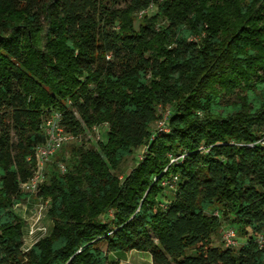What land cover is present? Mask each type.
<instances>
[{
	"label": "trees",
	"instance_id": "1",
	"mask_svg": "<svg viewBox=\"0 0 264 264\" xmlns=\"http://www.w3.org/2000/svg\"><path fill=\"white\" fill-rule=\"evenodd\" d=\"M52 113L107 138L26 192ZM31 199L52 227L24 252ZM224 223L238 249L213 245ZM262 234L264 0H0V264H264Z\"/></svg>",
	"mask_w": 264,
	"mask_h": 264
},
{
	"label": "rangeland",
	"instance_id": "2",
	"mask_svg": "<svg viewBox=\"0 0 264 264\" xmlns=\"http://www.w3.org/2000/svg\"><path fill=\"white\" fill-rule=\"evenodd\" d=\"M108 6H112L111 3L108 4ZM117 7H123L124 3L119 1V4H116ZM156 12V7H151L147 13L149 15H153ZM141 21L140 16L136 17L135 21V28L138 29L139 23ZM235 100V97H230V98H224L221 101L222 107L229 106L231 102ZM74 136V135H73ZM75 140L71 141L69 144L64 146V148L58 153L61 155V152H64L65 158L67 159L70 155V150L73 146H83L86 149H91V150H96L98 147V142H105L107 138V128L106 126L102 125L99 127H94L90 131H86L85 133L77 136H74ZM58 155V156H59ZM137 156V154H135ZM55 157L50 163L47 165H51L55 161ZM139 159V157H138ZM58 164H65L63 162H58ZM136 165V157L135 158H128L126 159L120 168L117 171V175L122 178L126 176L128 173L131 172V170L135 167ZM48 173V172H47ZM45 181L47 179L45 178ZM166 195L168 197H172V190H167ZM42 204L36 199H31L29 200L25 205H19L15 208V212L25 221V226L23 227V233H24V246L22 248V251L26 252L28 249L31 248V246L37 242L39 239L47 236L50 233L52 223L51 221L46 217L47 210H43L42 212L40 211L39 205ZM224 228H228L227 224L224 223L223 227L219 230L217 234H215L212 238L213 245L215 246H220L224 247L222 243V238H221V231L224 230ZM244 242V239L239 238L238 236V243L240 246L241 243ZM237 248L235 249H238ZM120 256V259L122 264H146L148 258L149 261H151V256L148 253H143V252H137V251H132V252H120L118 253ZM145 255V256H143ZM125 258V259H124ZM120 261V260H119Z\"/></svg>",
	"mask_w": 264,
	"mask_h": 264
},
{
	"label": "built area",
	"instance_id": "3",
	"mask_svg": "<svg viewBox=\"0 0 264 264\" xmlns=\"http://www.w3.org/2000/svg\"><path fill=\"white\" fill-rule=\"evenodd\" d=\"M142 13L139 15L141 16ZM168 115H165L164 119L159 121L155 125V131L159 133H167L168 128L166 126V118ZM43 130L46 136V143L42 146L36 148L35 156L37 160V169L33 176V178L25 185H23V189L26 192L36 193L40 183L45 179L44 174L47 165L54 159L56 154H58L64 146L69 144L71 141L75 140V137L66 132L64 127L61 124V115L58 113H52L51 116L47 117L43 121ZM153 139V138H152ZM143 159V155L139 156V160ZM179 159H172V163H177ZM58 169L61 173H65L66 169L63 164L58 165ZM178 181V177H174L172 182L175 183ZM170 182H164L163 185L167 186ZM39 205L40 211L48 209L47 202H41ZM221 238L224 248L235 249L239 245L238 243V235L236 229L233 227L224 228L221 231ZM258 244L260 246H264V234L258 237Z\"/></svg>",
	"mask_w": 264,
	"mask_h": 264
},
{
	"label": "crops",
	"instance_id": "4",
	"mask_svg": "<svg viewBox=\"0 0 264 264\" xmlns=\"http://www.w3.org/2000/svg\"><path fill=\"white\" fill-rule=\"evenodd\" d=\"M143 256H145V255H143ZM110 258H111V259H115V260H120V264H122V262H121L122 259H120V256L118 255V253H112V254L110 255ZM124 259H125V258H124ZM146 264H153V263H152V259H151V261H149V258H148Z\"/></svg>",
	"mask_w": 264,
	"mask_h": 264
}]
</instances>
